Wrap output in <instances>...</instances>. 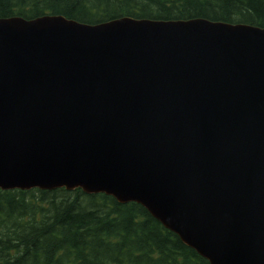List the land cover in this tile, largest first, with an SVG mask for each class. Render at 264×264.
Instances as JSON below:
<instances>
[{
	"label": "water",
	"instance_id": "1",
	"mask_svg": "<svg viewBox=\"0 0 264 264\" xmlns=\"http://www.w3.org/2000/svg\"><path fill=\"white\" fill-rule=\"evenodd\" d=\"M62 186L264 264V25L0 17V187Z\"/></svg>",
	"mask_w": 264,
	"mask_h": 264
},
{
	"label": "trees",
	"instance_id": "2",
	"mask_svg": "<svg viewBox=\"0 0 264 264\" xmlns=\"http://www.w3.org/2000/svg\"><path fill=\"white\" fill-rule=\"evenodd\" d=\"M196 16L264 25V0H0V17ZM0 264H210L137 201L81 187L1 188Z\"/></svg>",
	"mask_w": 264,
	"mask_h": 264
},
{
	"label": "rangeland",
	"instance_id": "3",
	"mask_svg": "<svg viewBox=\"0 0 264 264\" xmlns=\"http://www.w3.org/2000/svg\"><path fill=\"white\" fill-rule=\"evenodd\" d=\"M196 17H202V16H196ZM191 18H193V17H191ZM205 18H208V17H205ZM208 19H211V18H208ZM241 23H248V22H241Z\"/></svg>",
	"mask_w": 264,
	"mask_h": 264
}]
</instances>
